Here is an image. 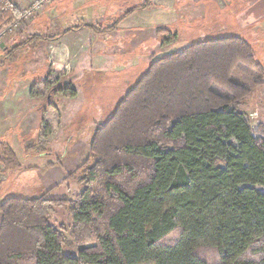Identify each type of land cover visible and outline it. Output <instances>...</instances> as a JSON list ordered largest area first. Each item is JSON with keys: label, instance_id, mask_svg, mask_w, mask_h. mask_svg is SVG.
<instances>
[{"label": "trees", "instance_id": "obj_1", "mask_svg": "<svg viewBox=\"0 0 264 264\" xmlns=\"http://www.w3.org/2000/svg\"><path fill=\"white\" fill-rule=\"evenodd\" d=\"M2 6L0 24L21 14ZM251 83H264V66L241 36L153 58L97 125L94 156L66 175L84 187L75 199L0 203V264H264V125L254 129L245 110ZM0 163L22 167L4 140ZM59 207L72 216L68 228L51 220Z\"/></svg>", "mask_w": 264, "mask_h": 264}, {"label": "rangeland", "instance_id": "obj_2", "mask_svg": "<svg viewBox=\"0 0 264 264\" xmlns=\"http://www.w3.org/2000/svg\"><path fill=\"white\" fill-rule=\"evenodd\" d=\"M34 1L30 0V2L24 3L21 0H0V11L3 8L2 4H5L6 6H16L22 13L31 7ZM52 1H46L43 8L34 12L31 17L14 27L13 30H10L9 27L20 15L0 24V34L2 35L0 39L1 81H7V77L18 78L20 84L24 78L26 83L23 86L29 85L32 87V94L41 95L39 99L33 101L37 103L34 107L36 110L27 112L28 116L31 114L30 120L24 122L22 126L24 131H30L29 135L32 136L27 144L24 140L21 142L22 145H26L23 155H21V149L18 148L22 167L6 171L3 164L0 163V198H3V201L10 196L34 198L46 194L48 198L75 199L84 187L76 180H67L66 175L82 166L88 157L94 156L90 152V141L97 125L110 117L118 102L148 70L153 58L169 54L202 39L241 36L253 45L258 60L264 66V19L248 20L243 13L240 15L238 11L237 13L233 11L229 15H217L216 20L213 21H208V19L184 20L179 23L175 21L169 26L156 24V27L149 30L152 31V35L156 34V37L150 38L148 41L146 40L148 30H137L135 34L131 33L126 37L129 26L122 28L117 37L112 34L100 35L106 41L115 37V40L119 39L115 46L112 45L113 40L109 41L111 44L108 42L105 46L97 45L101 48L100 54L106 55L103 57L105 66L99 70H92L90 63L96 55L95 49H98L96 46L98 42H93L94 36L89 30L99 29L102 31L104 28L113 26L119 17L131 9L138 8L140 10L148 6L154 8L160 3L157 2L158 0H135L134 2L133 0L130 2L122 0L121 10L118 12L116 20L104 25L84 19L75 20L70 25L72 30L79 27L89 30L82 34L64 36L61 39L63 43L56 40L59 43L56 47L54 46L55 37L60 33H58V29L49 25L48 21L43 18L44 16H41L48 10ZM217 1L218 5L222 7L225 0ZM103 2L108 7L115 5L114 0H103ZM142 6L143 8H140ZM180 23L185 25L182 26ZM159 27H168L169 31L159 33L157 30ZM31 35H41L48 39L31 45L26 43ZM132 38L134 42L131 41ZM142 40L146 42L141 43ZM110 48L111 50L108 51ZM155 48L158 49V53L149 51ZM50 59L57 60L56 65H68L69 72L64 73L65 66L57 68V70L52 66L50 69ZM114 60L117 61L114 62ZM86 70L90 71L89 75L93 71L94 74L80 76L81 72ZM97 72L100 73V76L95 74ZM233 79L250 84L238 73L233 75ZM19 86L22 87V84ZM251 86L253 89L246 100L245 110L250 116L253 128L256 129L259 125H264V83L256 85L251 83ZM18 104L15 113L10 115L11 117L21 116L24 113L26 102L21 101ZM12 107L14 105L10 106V109ZM46 108L50 112L44 113L45 117L50 116L52 122L42 123L39 126L40 134L36 135L38 127H35L33 123L35 114L41 113L40 111ZM48 132L50 135L46 136L45 134ZM67 137H70L69 140L73 143L71 148L68 143L65 147L62 145V139ZM53 150L54 161L59 163L55 167L53 176L49 177L47 176L51 172L48 164L49 159L36 156L34 153L38 151L53 152ZM57 154L60 158H56ZM51 220L57 226L68 228L72 222V216L66 207H59L51 215ZM66 236L69 240L68 231ZM174 238L175 236L171 235L166 240ZM64 251L72 256L77 255V247L72 244L65 245Z\"/></svg>", "mask_w": 264, "mask_h": 264}, {"label": "crops", "instance_id": "obj_3", "mask_svg": "<svg viewBox=\"0 0 264 264\" xmlns=\"http://www.w3.org/2000/svg\"><path fill=\"white\" fill-rule=\"evenodd\" d=\"M21 1L24 3L30 2V0ZM121 1L122 0H114L115 5L108 7L105 2H103V0H53L49 5L48 10L42 13L41 16H44L43 18L48 21L50 26H53L54 28L58 29V33L60 34L55 37V41L60 40L61 43H63L61 39H63L64 36L82 34L86 32V30H89L88 28L86 29L84 27H79L75 30H72V27H70V25L73 24L75 20L78 21L84 19L85 21H93L103 25L108 22L110 23L113 20H116L119 14L118 12L121 10ZM124 1L130 2L131 0ZM134 1L135 0H133V2ZM157 2L160 3L159 6H156L154 8L148 6L144 9H137L128 14L116 27H113L109 30L101 31L98 29L97 31L95 30L96 32H94V30H89L94 36L93 42H98V44H94H96V46H105V44H108L109 41L113 40L112 45L115 46L117 40L119 39L117 38L115 40V38L117 37V35H120V30L122 28H125V26H129V28L127 29L126 37L131 33L135 34L137 30H148V37L146 39L148 41L150 40V38L153 39L156 37L155 33V35H152V31H149L150 29L152 30L154 27H156V24H165L169 26L170 23L175 21H177L176 23H179V21L183 22L184 20L196 21L208 19V21H213L216 20L217 15H229V13L231 14L233 13V11L236 13L238 11L240 15L243 13L246 16V19L248 20L252 19L258 21L259 19H264V0H225L222 3V7L218 5L217 0H158ZM180 25L182 24L180 23ZM184 25L185 24H183L182 26ZM109 34H112L116 37L114 39L106 41L105 38L100 36H105ZM131 41L134 42V39L132 38ZM142 42L144 43L146 41L142 40L141 43ZM109 43L111 44V42ZM58 45L59 43L56 41L54 46L57 47ZM100 49L101 48L99 47L98 49H95L96 55L91 59L90 68L92 70H99V68H103L105 66V63L103 62V57H106V55L100 54V52H102ZM109 50H111V48L108 49V51ZM149 51H153L155 53L159 52L156 48ZM116 61L117 60H114V62ZM56 62L57 60L50 59V69L52 68V66L56 68V70L57 68L60 69L62 68V66H65L64 73L67 74L69 72L68 65L60 64L59 66V64L56 65ZM89 72L87 70L82 71L80 76L84 77L85 75L90 76L91 74H94V71L90 75ZM95 74L100 76L99 72ZM1 80L2 79H0V81ZM18 80V78L11 79V77H7V81L0 82V140L8 142L16 150L18 156L20 157V152L18 151V148L21 149V155H23L25 153L24 149L26 146L22 145V140H24L27 144V142L32 138V136L29 135L30 131L25 132L22 126L24 122H28L30 120L31 114L28 116L27 112L29 110L31 112L36 110V108L34 107H36L35 105H37V103H34L33 101L39 99L41 95L32 94V87L29 85L24 87L23 85H25L26 83L24 78L22 80V83H20L22 84V87L19 86L20 84L18 83ZM21 101L26 102L24 113L21 116L11 117L10 115L15 113V110L17 109V104ZM13 105L14 107L10 109V106ZM18 106L20 105L18 104ZM48 108L44 109L43 111H40L41 113L35 112V122L33 121V123L35 124V127H38V132H36V135L40 134L41 128L39 126L42 123L52 122L50 116L45 117V114L47 112H50ZM9 109L10 112L8 113ZM45 135L49 136L50 132ZM69 138L70 137L62 139V145H64V147L67 146V143L69 145V148L72 147L73 143L69 140ZM34 154L44 159H49L48 164L51 172H49L48 174L50 175L47 176L52 177L55 171V167H57L56 165L57 163H59L58 161H54V150L53 152L44 151V153L38 151ZM58 157L59 154H57L56 158ZM2 201L3 198H0V203Z\"/></svg>", "mask_w": 264, "mask_h": 264}, {"label": "built area", "instance_id": "obj_4", "mask_svg": "<svg viewBox=\"0 0 264 264\" xmlns=\"http://www.w3.org/2000/svg\"><path fill=\"white\" fill-rule=\"evenodd\" d=\"M48 0H35L31 7H29L27 10L23 11L20 16L12 23V25L9 27L10 30H13L14 27L19 26L24 20L31 17L34 12H38L41 8H43L45 2ZM2 35L0 34V39Z\"/></svg>", "mask_w": 264, "mask_h": 264}]
</instances>
